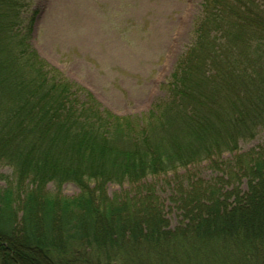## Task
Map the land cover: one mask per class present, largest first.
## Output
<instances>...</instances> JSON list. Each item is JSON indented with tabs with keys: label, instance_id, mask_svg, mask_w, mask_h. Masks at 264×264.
I'll list each match as a JSON object with an SVG mask.
<instances>
[{
	"label": "trees",
	"instance_id": "obj_1",
	"mask_svg": "<svg viewBox=\"0 0 264 264\" xmlns=\"http://www.w3.org/2000/svg\"><path fill=\"white\" fill-rule=\"evenodd\" d=\"M206 1L171 100L133 127L78 100L30 47L26 0H0V163L14 175L12 184L0 175V264H93L90 249H118L127 264H150L154 252L168 264H264V145L236 153L264 127V0ZM225 153L235 155V186L179 185L171 201L185 223L173 230L150 187L107 196V184ZM68 182L74 198L45 192Z\"/></svg>",
	"mask_w": 264,
	"mask_h": 264
},
{
	"label": "rangeland",
	"instance_id": "obj_2",
	"mask_svg": "<svg viewBox=\"0 0 264 264\" xmlns=\"http://www.w3.org/2000/svg\"><path fill=\"white\" fill-rule=\"evenodd\" d=\"M206 2L26 0L22 15L26 26L27 18L34 13L29 45L55 78L65 80L78 100L93 103L99 112L128 117L135 127L143 124L149 110L171 100L174 93L172 75L178 62L182 63L191 49ZM261 145H264V127L255 138L240 141L236 153L244 155ZM234 156V153H225L214 164L204 161L174 173L148 176L138 184L110 183L106 185V193L109 198L131 197L138 192L144 193L140 186L150 187L168 222V229L173 230L185 223L180 222L179 205L171 201L178 186L186 189L189 183L196 182L214 185L220 181L217 178H221L227 181L220 187L222 192L230 190L234 185L229 180ZM0 175L8 179L0 180L1 188L7 186L6 180L13 183V170L2 163ZM45 189L51 195L64 198L79 194V188L71 182L63 184L59 191L52 183ZM89 251L93 264H127L118 249L110 250L107 256L99 249ZM140 258L143 259V255L140 254ZM154 258L158 264H168L155 256V252L143 260L157 264Z\"/></svg>",
	"mask_w": 264,
	"mask_h": 264
}]
</instances>
